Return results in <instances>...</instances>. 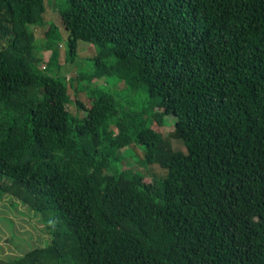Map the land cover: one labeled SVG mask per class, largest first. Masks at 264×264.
<instances>
[{"label": "trees", "instance_id": "16d2710c", "mask_svg": "<svg viewBox=\"0 0 264 264\" xmlns=\"http://www.w3.org/2000/svg\"><path fill=\"white\" fill-rule=\"evenodd\" d=\"M65 2L69 77L46 0H0V194L51 236L0 264H264V0Z\"/></svg>", "mask_w": 264, "mask_h": 264}, {"label": "rangeland", "instance_id": "374dc122", "mask_svg": "<svg viewBox=\"0 0 264 264\" xmlns=\"http://www.w3.org/2000/svg\"><path fill=\"white\" fill-rule=\"evenodd\" d=\"M47 11L45 21L41 25L34 24L33 28L39 39L43 38V33L48 28L50 22H55L60 27L62 40L57 46L60 51L59 62L61 64L60 73L65 74L67 77L77 75L78 72L84 71L89 67L90 57L95 54V47L92 43L79 40L77 54L73 60H69L66 54V39L68 37L65 25L62 20L59 8L63 7L65 0H46ZM51 54V50L45 51L44 55L47 59ZM45 62L41 64L43 68ZM71 82V81H70ZM78 82L70 83L69 91L71 101L68 107L72 113L85 114L84 108L81 106L80 100L84 105H88L90 100L84 89L78 88ZM117 86H121L118 82ZM135 100L140 103L141 99L135 95ZM156 126V124H155ZM158 130L169 132L173 129L172 120L169 119L168 123L162 126H156ZM171 146L176 149H183L182 143L176 138H171ZM135 153L138 155L137 160L132 164L135 168L142 169L144 174L151 177L153 174L160 175L163 171L157 164L144 165L141 162L142 152L138 146L133 147ZM129 153H125L127 156ZM127 165V164H124ZM47 230L43 222L40 212L33 210L24 201H21L14 195L7 192L0 194V256L9 257L18 254H24L29 248L38 245H44L48 238Z\"/></svg>", "mask_w": 264, "mask_h": 264}]
</instances>
